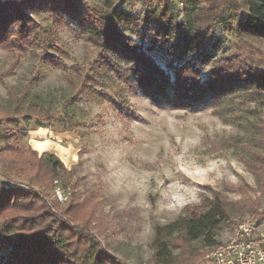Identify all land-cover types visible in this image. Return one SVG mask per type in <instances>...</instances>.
<instances>
[{
  "label": "trees",
  "instance_id": "16d2710c",
  "mask_svg": "<svg viewBox=\"0 0 264 264\" xmlns=\"http://www.w3.org/2000/svg\"><path fill=\"white\" fill-rule=\"evenodd\" d=\"M144 3L141 17L113 0L92 6L85 0H0V46L9 61L0 72V81L32 53L54 67L67 68L62 58L67 52L50 31L70 17L98 50L81 78L77 71L68 76L67 82L76 91L66 98L67 105L91 92V77L98 79L109 71L128 91L141 93L157 105L185 110L213 108L243 127L246 136L233 142L246 151L241 159L255 185L238 187L247 196L237 200L236 206L217 193L203 210L156 226L153 263L171 264L172 251L181 247L177 239L180 244L200 240L211 246L220 225L236 214L251 215L257 224L264 220V58L237 53L215 56L213 52L220 46L222 31L232 32L244 42L264 43V0ZM32 11L47 12L51 21L41 25ZM160 49L169 53L164 65L151 53ZM36 79L33 73L20 90L8 86L12 108L0 107V129L9 133L0 143L7 172L3 175L7 181L0 178V264H127L107 252L94 234L74 224L69 210H55L34 190L10 184L11 178H21L41 186L43 172L55 179L63 176L66 168L52 153H39L14 137L22 133L21 121L39 118L37 125L43 126L42 119H53L28 99L30 83ZM235 111L240 116H228Z\"/></svg>",
  "mask_w": 264,
  "mask_h": 264
},
{
  "label": "rangeland",
  "instance_id": "374dc122",
  "mask_svg": "<svg viewBox=\"0 0 264 264\" xmlns=\"http://www.w3.org/2000/svg\"><path fill=\"white\" fill-rule=\"evenodd\" d=\"M105 1L85 0L89 6ZM113 2L141 17L145 12L144 0ZM32 15L41 25L51 21L47 12L32 11ZM121 27L134 36L133 31ZM50 32L66 50L62 58L68 67L78 63L76 70L54 67L28 54L0 81V107L12 108L8 86L20 90L33 73L37 75L30 83L28 99L53 119H42L43 126L37 125L39 118L21 121L22 133L14 137L39 153H52L66 168L63 176L55 179L43 172L41 186L21 178H11V185L34 190L55 210H69L74 224L94 234L107 252L127 264H154L156 226L203 210L217 193L233 206L247 196L237 189L254 186L255 180L241 159L246 151L233 142L247 134L240 124L226 120L213 108L185 110L157 105L141 93L128 91L109 71L98 79L91 77V92L67 105L66 98L76 91L67 82L68 76L77 71L81 78L96 58L98 47L70 17ZM156 50L151 53L164 65L169 53ZM213 52L215 56L237 53L264 58V43L244 42L232 32L222 31L220 46ZM8 63V54L0 46V72ZM8 134L0 129V143ZM6 174L0 154V178L4 181ZM247 218L253 219L236 214L230 222H223L216 243L227 239L233 226ZM259 226L264 229V220ZM176 241L181 247L172 251L171 264H201L209 245L200 240Z\"/></svg>",
  "mask_w": 264,
  "mask_h": 264
},
{
  "label": "built area",
  "instance_id": "2783aa9c",
  "mask_svg": "<svg viewBox=\"0 0 264 264\" xmlns=\"http://www.w3.org/2000/svg\"><path fill=\"white\" fill-rule=\"evenodd\" d=\"M201 264H264V229L251 218L238 221L227 239L204 251Z\"/></svg>",
  "mask_w": 264,
  "mask_h": 264
},
{
  "label": "crops",
  "instance_id": "0c3cea01",
  "mask_svg": "<svg viewBox=\"0 0 264 264\" xmlns=\"http://www.w3.org/2000/svg\"><path fill=\"white\" fill-rule=\"evenodd\" d=\"M42 129V128H41ZM43 131V130H42ZM44 135V131H43V133H42V135L41 136H43ZM37 137V136H36ZM38 137H40V136H38Z\"/></svg>",
  "mask_w": 264,
  "mask_h": 264
}]
</instances>
